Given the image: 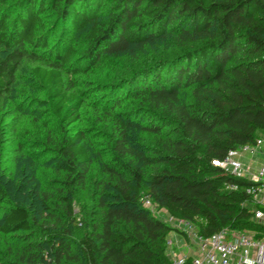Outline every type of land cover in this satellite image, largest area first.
Masks as SVG:
<instances>
[{
    "label": "trees",
    "instance_id": "1",
    "mask_svg": "<svg viewBox=\"0 0 264 264\" xmlns=\"http://www.w3.org/2000/svg\"><path fill=\"white\" fill-rule=\"evenodd\" d=\"M69 30L87 31L81 54ZM28 57L52 65L33 74L55 118L39 120L46 137L31 141L16 184L0 174V264H167L173 229L146 196L206 236L264 237L244 205L249 181L212 163L264 131V0H0V104ZM4 144L0 124V155Z\"/></svg>",
    "mask_w": 264,
    "mask_h": 264
},
{
    "label": "built area",
    "instance_id": "2",
    "mask_svg": "<svg viewBox=\"0 0 264 264\" xmlns=\"http://www.w3.org/2000/svg\"><path fill=\"white\" fill-rule=\"evenodd\" d=\"M246 154L264 155V135H259L254 144L231 149L226 159H214L212 163L226 174L249 181L245 187L248 201L244 205L254 206V220L264 224V162L255 169L257 162L254 160L251 164L243 162ZM226 189L239 190L238 185L231 183ZM142 202L145 208H156L147 196L143 197ZM164 212L163 218H159L173 229L166 238L170 257L167 264H264V237L257 238L254 232L227 228L206 236L201 233L197 223L176 218L166 210ZM153 213L158 216L157 212Z\"/></svg>",
    "mask_w": 264,
    "mask_h": 264
},
{
    "label": "rangeland",
    "instance_id": "3",
    "mask_svg": "<svg viewBox=\"0 0 264 264\" xmlns=\"http://www.w3.org/2000/svg\"><path fill=\"white\" fill-rule=\"evenodd\" d=\"M45 20L47 21L49 28L53 29L51 44L55 45L60 38V25L57 23L56 16L53 14L46 16ZM86 34L87 31H82L76 34L70 31L69 34H67L70 39H68L66 43L70 46H75L81 54L85 46L84 38ZM78 55L79 54L76 56ZM126 62L122 65L121 63L102 64L90 75L82 77V87H86L88 82H110L117 74H122L121 70H123L122 67ZM23 63L20 77L18 79L19 81L11 98L4 100L0 104V124L4 131L5 139V150L0 155V174L2 173L7 178L10 177L15 184L18 180L17 176L22 165L30 163V161H25L26 159L24 155L30 156L29 158L34 157L30 151L35 150V148H33L35 145L33 144V146L31 141L40 139L44 140L46 137V135L41 132L39 120L45 119L46 115H48V118H50L48 120H51V122H53V119L55 118L52 117L54 112L51 110L52 99L50 96V89L42 86L40 82L34 78L33 74V70L36 67L51 68L52 65L50 61L46 58L37 59L34 57H28ZM15 104L19 105V107H23L27 116L25 114L21 115L20 113H17L14 108ZM91 120L89 111L84 110V122L89 127L91 126ZM259 135H264V131L259 132L258 136ZM19 136L23 138L24 146H27L26 152H21L18 146ZM242 160L246 164H251V161L254 160L257 162L254 167L256 169L260 166V163L264 162V155L251 156L250 154H246V157ZM31 207L33 208L34 206L32 205ZM81 209L82 207L76 205L75 210L79 217L84 214ZM151 210L152 212H157L158 217L160 218H163L165 215L164 209L161 210L159 208H154V210Z\"/></svg>",
    "mask_w": 264,
    "mask_h": 264
}]
</instances>
